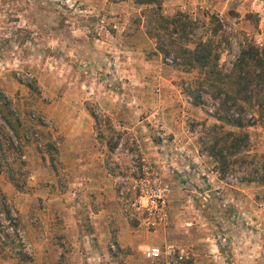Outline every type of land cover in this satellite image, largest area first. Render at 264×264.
<instances>
[{
    "label": "rangeland",
    "instance_id": "rangeland-1",
    "mask_svg": "<svg viewBox=\"0 0 264 264\" xmlns=\"http://www.w3.org/2000/svg\"><path fill=\"white\" fill-rule=\"evenodd\" d=\"M141 8L0 0V108L16 124L13 133L0 117V264H33L21 220L37 222L45 249L66 252L55 220L93 214L119 216L120 232L139 241L123 253L104 237L106 250L132 255L126 264H264V185L249 164L264 152V118L231 108L257 119L242 129L246 157L221 170L206 132L220 122L223 95L199 86L197 70L149 53L153 41L134 22ZM161 11L188 14L194 32L217 16L222 72L244 43L264 48V0H161ZM153 182L162 208L150 203ZM138 196L150 212L131 205ZM150 246L160 258L142 256Z\"/></svg>",
    "mask_w": 264,
    "mask_h": 264
},
{
    "label": "trees",
    "instance_id": "trees-1",
    "mask_svg": "<svg viewBox=\"0 0 264 264\" xmlns=\"http://www.w3.org/2000/svg\"><path fill=\"white\" fill-rule=\"evenodd\" d=\"M129 1L133 5L143 7L135 16L134 22L142 28L146 37L153 41L149 53L151 55L159 54L163 59H169L171 64L183 72L197 70L201 75L199 86L208 85L215 92L223 95L219 109L220 114L217 117L220 122L213 124L206 132L209 155L223 171L227 169L231 157L232 159H244L243 157L246 156L242 154L247 149L248 135L242 129L244 126L253 124L257 118L243 122L241 118L234 117L230 110L231 108L244 110L254 107L257 117L264 118V48L244 43L239 47L237 57L232 62L230 69L227 72H222L218 66L221 50L219 47L221 41L225 43L227 39L225 41V38L223 39L219 34L223 30L220 31L222 24L217 16L209 15L206 21L200 23L203 30L194 32L193 29L197 24L195 19L181 11L169 16L164 15L161 11V0ZM222 87H226V89ZM199 101L196 100L197 103ZM227 101H230L229 105H226ZM0 117L15 133V120L13 123L1 108ZM222 123L232 125L238 130H223ZM9 148L16 149L11 142ZM254 158L256 161L261 160V163L256 164ZM251 163L254 167L253 172L258 173L259 176L252 177L250 180L264 185V152L259 155H251L249 164ZM11 180L9 178V181ZM261 201L264 205V190Z\"/></svg>",
    "mask_w": 264,
    "mask_h": 264
},
{
    "label": "crops",
    "instance_id": "crops-1",
    "mask_svg": "<svg viewBox=\"0 0 264 264\" xmlns=\"http://www.w3.org/2000/svg\"><path fill=\"white\" fill-rule=\"evenodd\" d=\"M121 219L119 216L109 218L99 214L90 215L88 218L74 216L58 218L55 220V224H57L55 233L62 235L63 241L67 244L66 252L55 245L50 249L52 252L47 246L45 249L40 241L42 238L37 222L30 219L21 220L25 229V231L22 230L25 248L29 252L33 264H123V262L126 264L127 259L132 260V255L126 253L122 258L123 251L139 249L140 244L133 234L125 236L120 232ZM42 223H44L43 220L40 221V224ZM104 237H107L109 247L115 246L112 249L121 250L124 248L121 251L123 253L114 250L116 258L115 253L106 250L107 245L104 244L106 242ZM103 255H106V258Z\"/></svg>",
    "mask_w": 264,
    "mask_h": 264
},
{
    "label": "built area",
    "instance_id": "built-area-1",
    "mask_svg": "<svg viewBox=\"0 0 264 264\" xmlns=\"http://www.w3.org/2000/svg\"><path fill=\"white\" fill-rule=\"evenodd\" d=\"M149 191H150V194H152L155 197V199H151L150 203H152V205L154 206H159L160 208H162L164 206V199L162 198L160 187L156 185L155 182H153V186ZM145 194L147 195V193ZM131 205L134 206L136 210L142 207L148 212L151 211V208L147 206L146 203L141 202L140 196H138V199H135L133 202H131ZM152 211L156 212V210H154L153 208H152ZM164 253L168 255L170 251L168 250V252H164ZM162 254L163 252L157 246H150L142 250V256L145 259L155 260V259L160 258Z\"/></svg>",
    "mask_w": 264,
    "mask_h": 264
}]
</instances>
